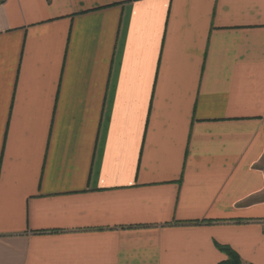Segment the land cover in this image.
Returning a JSON list of instances; mask_svg holds the SVG:
<instances>
[{
  "label": "crops",
  "instance_id": "0c3cea01",
  "mask_svg": "<svg viewBox=\"0 0 264 264\" xmlns=\"http://www.w3.org/2000/svg\"><path fill=\"white\" fill-rule=\"evenodd\" d=\"M264 264V0H0V264Z\"/></svg>",
  "mask_w": 264,
  "mask_h": 264
},
{
  "label": "trees",
  "instance_id": "16d2710c",
  "mask_svg": "<svg viewBox=\"0 0 264 264\" xmlns=\"http://www.w3.org/2000/svg\"><path fill=\"white\" fill-rule=\"evenodd\" d=\"M219 250L227 255L226 260L219 264H243L239 255L228 246H218Z\"/></svg>",
  "mask_w": 264,
  "mask_h": 264
}]
</instances>
